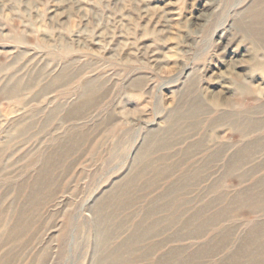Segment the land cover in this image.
<instances>
[{
    "label": "rangeland",
    "instance_id": "374dc122",
    "mask_svg": "<svg viewBox=\"0 0 264 264\" xmlns=\"http://www.w3.org/2000/svg\"><path fill=\"white\" fill-rule=\"evenodd\" d=\"M262 12L0 0V264H264Z\"/></svg>",
    "mask_w": 264,
    "mask_h": 264
},
{
    "label": "bare ground",
    "instance_id": "6f19581e",
    "mask_svg": "<svg viewBox=\"0 0 264 264\" xmlns=\"http://www.w3.org/2000/svg\"><path fill=\"white\" fill-rule=\"evenodd\" d=\"M261 11V10H260ZM253 12V11H252ZM258 12V11H257ZM252 16H251V18L253 19V26H259V29H255V28H252V29H250V32H252L257 38H264V13L262 12V13H255V14H251ZM236 49V48H235ZM230 52L228 53L230 56H233V57H235V56H237V53L235 54L234 52H233V50H229ZM239 54V53H238ZM241 57H244V55L242 54L241 55ZM247 57V56H246ZM242 60V59H241ZM241 60H239V58L238 59H235V60H232V61H230L229 63H228V68L227 69H229V68H231V66H233L232 68H235V67H237V65L238 64H242V62H244V61H241ZM252 60V59H251ZM248 63V62H247ZM246 64V63H245ZM243 65V64H242ZM240 68V67H239ZM245 68V67H244ZM241 69V68H240ZM250 69V68H249ZM252 69V68H251ZM228 71V70H227ZM227 71H225V72H223L222 74H223V76L227 73ZM244 71H247V70H244ZM241 72V71H240ZM237 73H239V72H237ZM253 73V75H250L249 77L248 76H245L244 77V75H242L243 77H244V79H249V78H251V79H249L250 81H254V82H256L255 80H254V71L252 72ZM243 74V73H242ZM264 75V74H263ZM239 77V76H238ZM218 80V79H217ZM226 80H224V78L223 77H221L220 78V80L218 81V86L220 87V88H222L224 91H225V88L226 89H228L229 88V85H228V83L227 82H225ZM247 81V80H246ZM229 82V81H228ZM251 82V83H252ZM257 83V82H256ZM236 84V83H235ZM239 89V88H238ZM241 89V88H240ZM243 90V89H242ZM220 91V90H219ZM228 91H229V89H228ZM228 91H226V92H228ZM258 91V90H257ZM259 91H261V89L259 88ZM244 92H246V91H244ZM259 93V92H258ZM219 94H220V96L221 95H223V91H221V92H219ZM213 97H214V94L212 95ZM225 98V97H224ZM229 101V100H228ZM198 105V108H195V110H194V112H191L189 115L190 116H188V114H184V116H182V120H184V121H186L189 117H191V123H192V125L193 126H191V127H193L192 129H195V128H197L195 125H197L198 124V116H199V114L201 113V104H197ZM201 117V116H200ZM190 119V118H189ZM188 119V120H189ZM219 121V120H218ZM219 122H221V121H219ZM222 126V125H221ZM263 127V126H262ZM216 128V127H215ZM218 129V128H217ZM211 140V139H210ZM264 145V144H263ZM148 147V146H147ZM263 147V146H262ZM174 148V147H173ZM233 148V147H232ZM209 149V148H208ZM231 149V148H230ZM169 150V149H168ZM246 150V148H244V149H242V150H240V154L241 153H243L244 151ZM249 150V149H248ZM205 151V150H204ZM246 153V152H245ZM217 154V153H216ZM241 156H243L242 154H241ZM244 156H246V155H244ZM243 156V157H244ZM172 159V158H171ZM199 162V161H198ZM172 176V175H171ZM168 177V176H167ZM169 179V178H168ZM156 182V181H155ZM183 185H185V184H183ZM130 186V185H129ZM181 183H178L177 184V187H176V189L178 190L179 188H181ZM123 199H124V201H126V199H128L127 197H123ZM246 202H244L245 203V205H253V204H258V203H254L255 201H257V200H252V199H250V198H247L246 200H245ZM132 202V200L130 199V202H126V204L127 205H129L130 203ZM257 202H259V201H257ZM205 213V212H204ZM108 220H112L113 221V217L111 216V215H108ZM132 220V219H131ZM111 221V222H112ZM185 223H187V222H185ZM26 224V223H25ZM113 224V223H112ZM26 226V225H25ZM25 226L23 225V227H22V224H21V227L23 228V229H25ZM20 227V226H19ZM19 227H17V231H18V229H19ZM21 227H20V229H21ZM151 228H152V226H150L147 230H148V233L150 234V230H151ZM263 228V227H262ZM21 232H22V229L20 230ZM21 232H19V233H21ZM19 233H17V234H19ZM163 235V234H162ZM19 239V238H18ZM200 239V238H199ZM147 242V241H146ZM257 244H259V247L262 249L261 250V252L262 253H264V243H262V242H260V241H258V242H256ZM156 249V248H155ZM158 251V250H157ZM161 251V250H160ZM170 251V250H169ZM127 253V252H126ZM128 254V253H127ZM99 256V255H98ZM109 256V255H108ZM162 258V257H161ZM118 259H119V256L118 255H112L111 256V260L113 261V264H116V262L118 261ZM173 259V258H172ZM101 261V260H100ZM259 261H261V260H259ZM145 262V261H144ZM142 263V262H141ZM223 264V263H222Z\"/></svg>",
    "mask_w": 264,
    "mask_h": 264
}]
</instances>
